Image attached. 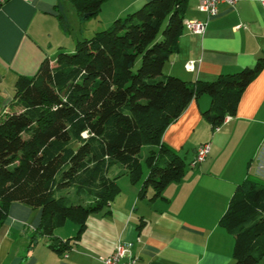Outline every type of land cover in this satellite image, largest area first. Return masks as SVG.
Here are the masks:
<instances>
[{
	"label": "trees",
	"instance_id": "trees-1",
	"mask_svg": "<svg viewBox=\"0 0 264 264\" xmlns=\"http://www.w3.org/2000/svg\"><path fill=\"white\" fill-rule=\"evenodd\" d=\"M69 1L80 17L97 14L104 2ZM188 2L149 0L77 40L73 51L57 52L53 62L45 57L32 75L16 78L0 118V225L8 205L19 201L40 208L39 233L52 235L72 220L78 225L72 238H78L88 215L118 192L108 176L113 165L137 178L143 160V184L153 188L152 198L182 175L188 164L161 137L193 98L210 97L203 116L212 130L235 113L264 58L212 81L163 74ZM146 145L154 147L143 156ZM219 223L233 237L234 264L258 262L264 255V181L247 175L237 184ZM70 247L66 242L57 250Z\"/></svg>",
	"mask_w": 264,
	"mask_h": 264
},
{
	"label": "crops",
	"instance_id": "crops-1",
	"mask_svg": "<svg viewBox=\"0 0 264 264\" xmlns=\"http://www.w3.org/2000/svg\"><path fill=\"white\" fill-rule=\"evenodd\" d=\"M113 1L104 2L101 13ZM119 1L109 20L149 0ZM196 1L189 0L184 19L206 18ZM69 2L1 3L0 118L8 111L19 75H32L45 57L53 62L57 52H71L74 49L68 48L86 38L81 34L71 43L65 18ZM75 14L81 18L76 10ZM259 58H264V8L256 0H240L233 6L220 3L202 34L184 27L162 70L186 81H212L220 74L252 67ZM188 61H193L192 70L185 67ZM209 106L207 94L193 98L161 137L186 164L200 143L209 142L206 159L195 168L187 165L154 198L153 188L143 184L148 173L143 160L137 178L124 166L113 165L108 176L118 192L103 209L88 215L78 238H72L78 229L72 220L52 235L39 233L40 208L11 202L0 225V264H103L101 257L124 242L132 243L136 264H234L233 237L219 221L236 185L247 175L264 181V64L242 91L235 113L216 131L203 116ZM144 147L146 156L154 146ZM66 242L70 249L59 252ZM255 264H264V255Z\"/></svg>",
	"mask_w": 264,
	"mask_h": 264
},
{
	"label": "built area",
	"instance_id": "built-area-1",
	"mask_svg": "<svg viewBox=\"0 0 264 264\" xmlns=\"http://www.w3.org/2000/svg\"><path fill=\"white\" fill-rule=\"evenodd\" d=\"M240 0H197V9L205 13V19H184V27L194 34H202L205 31L207 20L215 16L218 12V5L220 3H225L233 6ZM264 8V0H256ZM5 2V0H0V3ZM186 69H193V61H188L185 64ZM229 116H226L223 121L228 120ZM220 125L215 126L214 131L218 130ZM210 152V143L203 142L200 143L195 149L192 159L189 161L188 165L190 168H195L198 164L203 162ZM131 242H124L116 244L115 248L107 255L101 257L103 264H136L138 261V256L135 255L132 250Z\"/></svg>",
	"mask_w": 264,
	"mask_h": 264
},
{
	"label": "rangeland",
	"instance_id": "rangeland-1",
	"mask_svg": "<svg viewBox=\"0 0 264 264\" xmlns=\"http://www.w3.org/2000/svg\"><path fill=\"white\" fill-rule=\"evenodd\" d=\"M104 2H107V0H104ZM103 2V3H104ZM102 3V4H103ZM120 1L116 0L113 2L108 3L107 5L105 4L104 7V11H102L101 13V7L100 10L98 11L97 14L92 15V16H85L81 17L80 19H78L77 15L75 14V10L73 9V6L71 4V2H69V8L65 9V18L67 19V21L69 22L70 25V32H71V43H72V39H74L75 37H78V39H80V35H85L82 37H90L93 35V33H95V31H99L102 29L107 28L113 20H109L110 18V14L113 12L112 9H116L118 8V6L120 5ZM74 46H72V48H68V49H74ZM73 51V50H72ZM146 152V148L144 147L141 151V154L144 155ZM145 167V165H143ZM146 170V169H145ZM147 171V170H146Z\"/></svg>",
	"mask_w": 264,
	"mask_h": 264
},
{
	"label": "water",
	"instance_id": "water-1",
	"mask_svg": "<svg viewBox=\"0 0 264 264\" xmlns=\"http://www.w3.org/2000/svg\"><path fill=\"white\" fill-rule=\"evenodd\" d=\"M85 16H88V14H85Z\"/></svg>",
	"mask_w": 264,
	"mask_h": 264
}]
</instances>
